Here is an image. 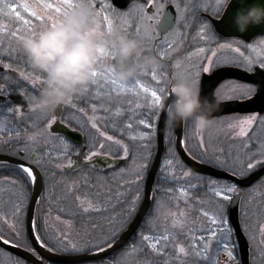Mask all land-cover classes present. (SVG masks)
<instances>
[{"label": "snow or ice", "instance_id": "obj_1", "mask_svg": "<svg viewBox=\"0 0 264 264\" xmlns=\"http://www.w3.org/2000/svg\"><path fill=\"white\" fill-rule=\"evenodd\" d=\"M95 14L102 15L104 26L107 30L114 28V22L123 27L129 34L139 36L141 26L145 21H154L160 17L161 11L167 7L166 3L157 4L156 0L146 5H136L128 14H119L112 11L110 3H101L99 11H97V3L95 0H86ZM80 0H63L66 8L62 6H54L50 3H43V9H53L50 14L31 10L28 5H20L29 17H34L38 23L33 24L32 20L26 19L8 3V0H0V14L11 16L15 15L16 19L23 25L28 26L31 33H36L49 26H56L66 15L77 7ZM222 0H214L211 5L212 10L217 14L222 9ZM174 7L179 14L178 17L167 13L163 17V23L160 22L156 29L154 39L144 42L142 45L143 58L150 57L152 53L161 54L162 59H169L167 55L173 48L176 37H182L180 29L188 28L190 25L187 21L186 13L188 4L185 3L181 8V4L176 2ZM153 9L149 14L147 9ZM135 13V15H133ZM184 23L181 24L180 21ZM132 21V22H130ZM134 23L139 26H133ZM199 25L197 36L205 42L206 46L199 47L198 52L202 54L203 59L200 61L195 71V77H199L202 73H214V77L208 81L209 91L214 92L221 99H252L255 88L250 84L237 83L227 80L221 71L227 72L231 66L244 67L246 71L253 70L247 67V57L241 51V44L237 41L234 43H218L212 35V28L209 23L197 18ZM5 28L0 27V35ZM20 28L16 27L7 34L13 39L21 43L23 35H18ZM161 33L163 35H161ZM158 40V43H153ZM208 43H215L216 48L207 47ZM218 53L236 54L231 58L226 56H218ZM5 55L12 56L10 49ZM112 62L101 64L96 73V82L86 92V94L78 97L85 106H89L91 111L95 113L98 108L96 101L101 98L108 99L115 94L121 97L123 93H133L137 97L144 95L146 105L136 101L134 107L128 109L133 113L129 118V122L125 124L128 129L133 128L131 120L135 119L136 123L143 125L144 129L151 131L141 132L139 136L130 135V141H141L139 145L129 144L122 138H116L113 135L102 131L93 117H88V121L82 122L77 120V113L87 115L85 107H77L76 103L69 105L76 108V113H72L67 118L68 124L73 126V131L78 127L83 128L84 123H88L91 129L95 130V142H88L85 151H76L70 142L71 138L65 139L60 135L62 131L54 128V125L65 123V118L55 116L51 120L45 122L47 129V137L55 145H60L56 153L55 168L58 172H53V176H59L57 181L63 185L66 194H74L77 183L82 184L86 189V195L83 197L76 193L74 200L80 209L78 214H88L91 223L84 229V237L80 240L73 238L71 231L60 230L58 233H50L48 229V221L43 218V214H51V208L43 209L40 207V201L46 200V197L37 195L32 198L31 191L37 184L38 176L42 179L47 178L48 170L44 167V161L35 153L33 146L36 143V135H27V121L22 119L24 113L22 100H17L15 104L12 100V93H3L0 88V99L4 102L0 103V115L17 121L16 126L11 129L16 137L14 142L4 141L0 143V148L6 151H0V156L11 155L17 157L16 161L9 162L0 160V166L14 163V174L12 176H0V204H6L7 213L0 212V252L7 256H16L13 264H26L30 260V264H43L42 251L47 250L60 251L70 254L73 257L81 253H88L89 256L83 259H73L65 262V264H240L238 255L235 252L237 247L235 242L231 240L233 229L229 226L227 219V210L232 203H241L242 216L248 220H252L254 230H250L247 225L244 231L249 236V242L253 245L254 255H258L264 260V179H259L254 187L244 190L238 187V182L250 176L253 172L264 169V138H258L254 127L264 128V72H258L256 76L249 77L254 83L260 85V93L252 100L253 106L248 109L249 112L259 113V115H245L242 118L231 121L227 124L228 129H239L236 134L238 137L245 138L233 145L236 149L235 153L230 152L228 157L222 159L215 152L211 157L208 156L209 146L205 143L202 134L195 129L197 137L196 148L200 150L199 159L203 163L211 164L223 171L230 172L237 178V182H227L222 185L218 181H209L208 185L217 199L208 200V203L216 205L217 211L210 212L203 207V203L196 200L191 195L192 190L199 187V177L189 180L193 177L190 170H185L183 163L178 159L177 153L171 148L168 149V155L163 160L159 169L162 182H176L183 180L184 183L179 185V197L183 199L185 208L190 210L191 204H195L196 211L205 218L207 227L188 228L186 212H173L170 209L163 211L165 200L163 197L156 199V186L149 188L147 192H142V183L147 179V173L151 166V144L152 134L155 131L151 120L152 110L162 101L163 96L169 91L168 82L173 78V74L165 71V66L159 70H150L145 72L143 76L150 77L157 87L149 88L139 78L134 79L126 84L118 83L112 73V64H115L114 56H109ZM175 69L181 68V62L176 60L173 62ZM264 68V66H261ZM177 76H182L177 74ZM184 77V76H182ZM215 77H219L216 79ZM23 79H29L34 91H39L44 87V79L41 76H24ZM198 80V79H197ZM227 90L233 95H222V91ZM19 95L28 96L24 92ZM150 97V99H149ZM124 103H133L131 100H125ZM146 106L149 111L143 114L136 112V109ZM105 112L108 109H104ZM121 104L117 101V108L114 112L115 117H120ZM138 117V118H137ZM117 121L113 120V126ZM224 124L223 119L220 120ZM35 126V124H33ZM22 133H25L22 135ZM181 142L186 144L184 134H177ZM258 139V143H256ZM47 142V141H45ZM113 148L117 151L113 152ZM143 150V151H141ZM43 151V149H41ZM73 155L77 159H73ZM63 156L65 159L61 160ZM20 161H25L21 163ZM118 161H124L123 166ZM231 161V163H229ZM35 166V167H34ZM95 169L99 172H107L109 169H115L112 173L113 177H118L121 183L113 185L111 181H100L102 187L107 191L101 193L95 191L94 185L89 184L87 177L66 180V177L72 173H79L83 168ZM180 170V175H176V170ZM164 192H173L174 188H163ZM113 189L115 191L113 192ZM4 193H7V200H4ZM104 199L100 200L99 197ZM245 196L248 199H245ZM115 199V204L111 200ZM256 201L255 210L250 214L248 207ZM144 205L141 211V205ZM31 205V207L29 206ZM107 205V206H106ZM153 205L155 207L153 208ZM179 208V203L175 205ZM39 210V215H38ZM62 211V209L58 210ZM96 214V218L92 214ZM151 217V218H149ZM171 217V219H169ZM60 220V216L55 217ZM194 219V218H193ZM133 220L136 224L131 228ZM39 221V223H38ZM68 228H71V221H67ZM139 229V235L137 230ZM128 230L125 237L124 233ZM191 233V234H190ZM198 233V234H197ZM215 244V246H214ZM11 249H17L13 253ZM25 253H30L31 257H24Z\"/></svg>", "mask_w": 264, "mask_h": 264}, {"label": "clouds", "instance_id": "obj_2", "mask_svg": "<svg viewBox=\"0 0 264 264\" xmlns=\"http://www.w3.org/2000/svg\"><path fill=\"white\" fill-rule=\"evenodd\" d=\"M231 0H222V8ZM158 0L157 4H161ZM163 12L154 21H145L139 36L129 35L124 29L102 28L99 17L86 0L80 3L56 26L29 33L21 40L27 63L34 73L42 75L44 87L39 95L28 97L29 115L38 121L51 120L63 108L86 94L96 82L101 64H112L114 79L121 84L139 78L150 70H159L167 59L161 54L143 58L142 45L154 39ZM236 30L246 34L250 28L264 25V2L238 10L234 17ZM247 67L254 70L264 66V38L249 46ZM170 56V53L167 54ZM169 91L156 106V113L166 112L167 123L178 125L192 122L201 134L212 135L218 128L214 112L219 103L201 97L197 79L176 76L168 82ZM37 135L46 136L47 129Z\"/></svg>", "mask_w": 264, "mask_h": 264}, {"label": "rangeland", "instance_id": "obj_3", "mask_svg": "<svg viewBox=\"0 0 264 264\" xmlns=\"http://www.w3.org/2000/svg\"><path fill=\"white\" fill-rule=\"evenodd\" d=\"M109 1L110 0H95V2L98 5L97 11H99V5L101 3H110ZM182 1H184L183 3H187V4L193 3V7L199 6L198 10H202V9L206 8L207 5L202 6L201 3L203 1H208V0H182ZM8 3L12 4L13 7H16V10L18 12H20V14L22 16H24L26 19L32 20L33 24L38 23V22L35 21L34 17H29L28 13L24 12L23 8L20 7V5H28L31 10L46 13V14H50V13L54 12V8L53 9H47V10L43 9V7H42L43 3H50L54 6L59 5V6H62V9L66 8V5L63 4V0H8ZM133 8L134 7L130 8L129 10H127L125 12H121L119 14H128L130 11H132ZM181 8H183L182 5H181ZM189 9H191V7H188V11L185 15H186L187 21L190 25V22H191L190 16L191 15H190ZM112 11L117 13L113 9V7H112ZM102 15H103V13L98 16L99 21H100L102 28L106 30V27L104 26V22L102 20ZM133 15H135V13ZM130 22H132V21H130ZM180 23L183 24L184 21L181 20ZM137 26H139V25L137 24ZM0 27L5 28L7 31H12L16 27H19L20 33H18V35H23V36L31 33L28 30V26L23 25L20 21H18L14 14L11 16H6L3 14H0ZM114 28L123 29L122 26H120L119 24H117L115 22H114ZM185 29H187V28H185ZM7 31H5L2 35H0V61H1V63H3L7 67V69L11 68L13 71L19 73V77L22 81H28L29 80V79H23L22 74L24 76H29V77L30 76H38L37 73H35L36 75L34 73L33 74L32 73L27 74V73H25L24 69H19L17 67H14V65L18 64L22 59L27 60V58H26V56L22 50L21 43L18 40H15L11 36H9L7 34ZM10 49L12 50L13 55L12 56L5 55V53L9 52ZM189 54L191 55V57H190L191 60L199 59V61H201L203 59L202 54L200 56V53L198 52V50H192ZM197 57H199V58H197ZM27 66H29L28 63H27ZM194 74H193V79H199V77L198 78L195 77ZM181 75H183V74H181ZM139 79L141 80V82L145 83L149 88L157 87L155 82L151 81L150 77H145L142 75L139 77ZM1 80H3L6 84H8L6 87L10 86L12 88H18L19 84H20L19 81L14 82L13 80H10L6 75ZM225 94L231 95L227 90L222 91V95H225ZM144 95L145 94L141 93V95L139 97H137L133 93H123L121 95V97H116L115 94H113V96L108 98V99L101 98V100L96 101V103L98 104V108H97V111L95 113H93L91 111L90 105L85 106L83 103H82V105H79L77 103L78 107H85L87 115L82 113L81 116H76V119L81 120L82 122H86V121H88V117L91 116L95 119V122L98 124V126L101 128L102 131H105V132H107V134L113 135L116 138H122V139H124V141L126 143L135 144L138 146L139 143H141V141H139V140H137L135 142L130 141L128 139V136H130V135L139 136L141 132L151 131V130L144 129L143 125L137 124L135 119L131 120V122L133 123L132 129L126 128L125 124L127 122H129V118L133 116V113L131 111H129L128 109L133 108L134 103L136 101L141 102L142 105H146L147 101L144 100ZM149 99H150V97H149ZM118 100L120 101V104H121L122 115L120 117H115L114 112L117 108V101ZM125 100H131V101H133V103H131V104L124 103ZM77 101H81V100H77ZM104 109H108V111L105 112ZM148 111H149V109L146 106H143L140 109H136V112L139 114H143V113H146ZM160 113H156L154 110H152V113H151L152 117H154L151 120V123L153 124V127L155 129V131L152 134L151 157L153 155L154 149H156V128H157V122H158V118H159ZM239 118H241V117H239ZM239 118L238 117L224 118L223 119L224 124L220 123V120H221L220 119V120H218V128L212 135L202 134L205 143L209 146V153H208L209 157H211L213 152H215L217 155H219L222 159L228 157V154L230 152L235 153L236 149L233 147V145L238 144L240 140L245 139V138L238 137L236 134L238 133L239 129H228L227 124L229 122L234 121V120L239 119ZM113 120L117 121L115 127L113 126ZM16 124H17V121H12L10 118L5 117L4 115H0V137H2L3 135H8V134L12 133V131H10V130L13 129L16 126ZM86 125H88V127H86ZM168 125H167V130H169V127H170ZM84 126L88 129L87 143L90 140L92 142H95V130L91 129L90 125L88 123H84ZM43 128H45V122H43V126H41V127H38L37 125L32 126L31 130L28 132L27 135H36V143L33 146V150L35 149V145L40 143L41 140H42L41 142L47 141L46 143L48 145V150L46 152H43V153H38V156L41 158L42 161H44V167L46 169L50 170V168L55 167L56 153L58 152L60 145L58 143H56L54 145L50 139L46 140L44 138V136L37 135V133ZM254 131L256 132V135L258 138H264V128L257 126V127H254ZM185 141L187 143L188 148H190L191 152L195 153V155L200 157V150L196 148L197 137L195 135V128H194V125L192 124V122H187V129L185 131ZM0 142L2 143L4 141H0ZM258 142L259 141L257 139L256 143H258ZM169 148H171L173 151H175L174 136H173V134H170L167 131V148L165 151L164 159L168 155V149ZM116 151L117 150L115 148H113V152H116ZM141 151H143V150H141ZM60 159L63 160V159H65V157L61 156ZM178 159H179V157H178ZM229 163H231V161H229ZM184 169L188 170L185 166H184ZM180 174H181L180 170L177 169L176 175L179 176ZM195 177L200 178L199 179V185L200 186L197 187L196 189L192 190L191 195L193 196L194 199L201 201L203 203V207L206 208L207 210H209L210 212L217 211L215 204L207 202L208 200L217 199L213 196V193L209 188L208 182L214 180V181H218L219 184L222 185L224 183H227L228 181L216 179V178H212V177H208V176H204V175H198L195 173H193V177H189L188 179L194 180ZM100 181H104V179H101V176L99 175V178L96 181L97 188L101 189V191H102L101 193H105L106 189L104 187H102V185L100 184ZM144 182L141 185L142 192H144ZM183 183H184L183 180H179L176 182H171V181L170 182H162L161 181V174L159 173L158 182L156 183L155 186H156V199L163 197L165 202H166L164 209H162V212L167 211L169 209L171 211L177 212V213H179L181 211L186 212V215L188 217V223L186 225L185 230H187L188 228L207 227L208 225L206 224L205 218L202 215H199L197 213V211H196L197 206L195 204H191V202H190V210H188L185 208V204H184L183 199H178V197H179L178 188H179V185L183 184ZM257 183H259V181ZM160 184H162L163 188H174L176 190H174L173 192H164L161 190V188L159 186ZM256 184L252 185L250 188L254 187ZM250 188H247V189H250ZM63 192H64V194H60L59 196L64 197V198H60V199H67V198H70L71 196H74L73 194H66L65 190H63ZM86 194H87L86 191L83 194L80 193V195L82 197ZM44 197H46V200L43 201L44 203L42 202L43 204H42L41 208L46 209V206H47L46 201H48V197L50 198L51 195L49 196V192H47V194ZM7 198H8L7 193H4V200L6 201ZM245 199H248V197L245 196ZM177 202L179 203V208H177L175 206L177 204ZM73 204H75V206L73 205L72 209H74L75 207H76V209H79L77 207V202H73ZM255 206H256V201H253L252 205H250L248 207V211L250 214L255 210ZM154 207H155V205H153V208ZM67 209H69V208H67ZM69 211H71V210L69 209ZM0 212H2V213L8 212V207L6 204H0ZM228 214H229V208L227 210V219L229 222V226L232 228L230 221H229ZM43 218L45 220L46 219L49 220V222L57 221L55 219V216L52 214H49V217H47V213H44ZM149 218H151V217H149ZM169 219H171V217ZM252 220H255V216L252 217ZM252 220H248L247 218L242 216L241 203H240V221H241L243 230H244L245 225H247L250 230H254V225H253ZM56 223H57L56 233H58L60 230L71 231L73 238L76 240L86 238V237H84V229L85 228H83L82 231L79 233L77 230L76 231L73 230L72 227L69 229L67 223L64 221L59 220ZM84 224H87V223H83L81 225H84ZM245 234H246V232H245ZM138 235H139V233H138ZM246 236H247L248 241H249L248 234H246ZM231 240L234 241L236 246H237L235 248V252L238 255L239 260H240L238 244H237V241H236V238L234 235V231H233V234L231 236ZM249 245H250L251 257L252 256L255 257L256 263L258 264V262H264V260L260 259L258 255H254L253 250H252L253 245L250 244V242H249ZM214 246H215V244H214ZM13 261H14V259L12 257L7 256L3 252H0V264H13Z\"/></svg>", "mask_w": 264, "mask_h": 264}, {"label": "water", "instance_id": "obj_4", "mask_svg": "<svg viewBox=\"0 0 264 264\" xmlns=\"http://www.w3.org/2000/svg\"><path fill=\"white\" fill-rule=\"evenodd\" d=\"M111 1L115 7L121 8V9L126 8L134 1L145 2V0H111ZM256 2L257 0H231L223 16L220 19L217 20V19L209 17L217 33L225 37H238V38H242L246 40H251L252 38L258 35H264V25L259 26V27H252L249 29V31L246 34H241L236 30L235 23H234V17L238 10L246 8ZM261 2H264V0H261ZM167 13H170L172 16L175 17V10L172 5L167 7L165 14ZM161 22L162 23L164 22L163 18ZM0 70H2L1 67H0ZM258 71L264 72L261 69H258ZM242 73L243 74L240 75V79L245 80V81H250L249 76H248L249 74L247 72H242ZM221 74L223 76L225 75L227 76L228 74L230 75L234 74V72L230 70L229 68L227 72L221 71ZM213 77H214V73L211 75H205L203 77V81L201 85V97L207 98L208 100L213 101V102H218L214 96V92L209 91L208 81L212 79ZM215 78L219 79V77H215ZM256 85L258 86V91L255 97L259 95L261 91L260 85L258 83H256ZM11 93H12V97H15V99L12 100L14 103H16L17 100H22L24 103V106L27 105V99H25L24 96L19 95L18 91H12ZM255 97L248 101H244V102H240V101L218 102L219 109L218 111L214 112L213 115L214 117H219V116L230 114L233 112H249L248 109L253 106L252 100H254ZM61 114H62V110L59 111L57 116H61ZM166 123H167L166 112H162L160 115L159 121H158V126H157V151H156L155 157L153 159V162L147 174V179L144 185V192H147L149 188L154 187L157 174L162 164L163 155L165 151ZM53 127L61 129L62 131L60 132V134H63L66 139L71 138L70 141L77 143V144L82 142L83 135L79 131H73L63 124L54 125ZM172 128L175 134L176 152L179 155L181 161L191 171L201 174V175L210 176L216 179L226 180L229 182H237V178L233 176L230 172L223 171L214 166L200 162L196 160L195 158H193L188 153V151L186 150L185 144L181 142L180 137L177 135L178 133L184 134L185 123L178 124V125H172ZM16 159H17L16 157H12L8 155L0 156V160H6L9 162H14L16 161ZM20 162L24 163L25 161H20ZM118 162L122 164L123 161H118ZM9 164L14 165V163H9ZM263 177H264V169L253 172L247 178L240 180L238 182V187L248 188L252 186L253 184H255L256 182H258L259 179ZM256 178H259V179H256ZM43 190H44V179L38 176L37 184L34 186V189L32 190V194H31L32 198H36L37 195H42ZM29 206L31 207V205ZM143 208H144V205L142 204L141 211H143ZM228 217H229L230 224L234 230V234L237 240L238 250L240 254V264H250V245H249V241L241 226L240 203L239 202L232 203L229 206ZM135 224H136V220H133L132 225H130L129 227L131 228ZM127 234H128V230H126L124 233L125 237L127 236ZM11 251L13 253H16L18 250L11 249ZM38 251H42L43 264H45V262L49 264H65V262L67 261H70L73 259H83L89 256L88 253L79 254L78 256L73 257L71 255L60 254L54 251L51 253L47 252V250L38 249ZM24 257H31V254L25 253L20 258H24ZM26 262L30 264V260Z\"/></svg>", "mask_w": 264, "mask_h": 264}, {"label": "flooded vegetation", "instance_id": "obj_5", "mask_svg": "<svg viewBox=\"0 0 264 264\" xmlns=\"http://www.w3.org/2000/svg\"><path fill=\"white\" fill-rule=\"evenodd\" d=\"M176 1L179 2L184 7L185 3H183L184 1H182V0H161V2L167 4V7L170 6V5H172L173 8H174V10H175V17H178L179 14L177 13L176 8L174 7V4L176 3ZM109 2L111 3V0ZM157 2H158V0H156V3ZM213 2H214V0L203 1L201 3V5L202 6L207 5V6H206V8H204L202 10H198V7L199 6H194L193 7V3L188 4L189 7H191V9H189L190 10V15H191L190 16V19H191L190 26L187 29H185V28L182 27V29L180 30L181 33H182V37H176L175 38V42L173 44V48L170 51V56H169L170 58L168 60H166L165 61V64H164L165 71L166 72H169V73H172L173 74V78L176 77L177 74H179V75L183 74L182 76H184V77L193 78V74L197 70V66L200 63L199 59H195V60L193 59V60H191L190 59L191 55L189 54L192 50H198L199 47L206 46L205 45V42L202 41L197 36L198 27H199V25L197 23V18L199 20H203L206 23H209L210 24V26L212 28V35L214 36L215 41H217L218 43H234V42H237L238 41L241 44V46H242L241 47V51L244 53V57H248L249 51H250L249 46L252 45L257 40V38H264V35L263 36H260L259 35V36H255L251 40H246V39H242V38H238V37H225V36H222L219 33H217V31L215 30V28L213 26V23H212V21L210 20L209 17L214 18V19H217V20L220 19L223 16V14H224V12H225L228 4L225 5L221 9V11L219 12V14H217L211 8V5H212ZM148 3H151V0H145V2H133V3H131L129 6H127L124 9L116 8V7H113V6L112 7H113V9L117 13H121V12H125V11L129 10L132 7H135L136 5H146ZM111 5H112V3H111ZM167 7L164 9L162 18L164 16L165 12H166ZM147 11H148L149 14H152L153 9L148 8ZM134 26H137V24L134 23ZM161 35H163V34H161ZM158 42H159L158 40H154L153 41L154 44L155 43H158ZM207 47H211V48L215 49L216 48V44L215 43H208L207 44ZM153 55H156V54L155 53L150 54V56H153ZM221 55L226 56L228 58H231V55H236V54L218 53V56H221ZM200 56H201V54H200ZM199 57H197V58H199ZM176 60H179L181 62V68L178 69V70L173 67V62L176 61ZM0 66L2 68V70H0V88L3 89V93H8V92H12V91H18L19 93L20 92H24L25 95L28 96V97L34 96V95H39L40 94V91L42 90V88H40L39 91H34L33 88H32V84H31V81L30 80H28V81H22L20 79V77H19V73L13 71L11 68H8L7 69V67L3 63H1V61H0ZM14 67H17L19 69H24L25 70V73H27V74H29V73H32L33 74L34 73L31 70L30 66H27V60L26 59L25 60L22 59L18 64H15ZM258 69H261L262 71H264V68H261L260 66H256L255 69L253 71H251V72L246 71L244 67L231 66L230 67V70H232L235 75L234 74H231V75L228 74L227 76L225 75L224 77L227 80H230V81H234V82H237V83H243V84H250V85H252L255 88V92H254L253 97H252V98H254L255 95L257 94L258 86L251 79H250V81H245V80L240 79V75L243 74L242 72H247L249 74L248 75L249 77H253V76H256L258 74V72H259ZM211 74H213V73H202L199 76V79L198 80L200 82V87L202 85L203 77L205 75H211ZM5 75L10 80H13L14 82L15 81H19L20 82L19 87L18 88H12L10 86L9 87H6L8 84H6L3 80H1ZM38 76H41L43 78L42 75H39L38 74ZM3 93H0V95H3ZM229 93L231 95H233L231 92H229ZM214 96H215V98H216V100L218 102H223V101H240V102H244V101L250 100V99H236V98H233V99H221L220 97H217L215 95V93H214ZM77 100H80V99H76L74 101V103H76V104L78 103V104H81L82 105V102L81 101H77ZM3 102L4 101L2 99H0V103H3ZM12 103L15 104L13 101H12ZM67 108H68V106L62 109V114L61 115L65 118V123H63V125L67 126L71 130H73V127L68 124L67 116L65 114V110ZM22 111L24 113V116L22 117V119H24V120L27 121L26 134H28V132L31 130V127L33 126V124H35V126L37 125L38 127L43 126V122L42 121L35 120V119H33L29 115L28 99H27V105L22 107ZM251 114L259 115V113H252V112H233V113L226 114V115H222V116L215 117V118L218 121L220 119H224V118H228V117H238V118L241 117L242 118L245 115H251ZM186 129H187V122H185V131H186ZM76 131L81 132V134L83 135L82 142L79 143V144L74 143L72 141H70V142L72 143V145H73V147H74V149L76 151L83 152V151L86 150L87 145H88V143H87L88 134H86L85 132L80 131L79 129H76ZM24 134L25 133H22V135H24ZM60 135L64 136L63 134H60ZM12 136H14V133L13 132L10 133V134H8V135H3L2 137H0V141H9V138L12 137ZM44 138L46 140L49 139L47 137V135L44 136ZM41 141H40V143H38V144L35 145L34 151H35V153L37 155H38V153H43V152H46L48 150L47 143L45 141H43V142H41ZM186 147H187L188 152L196 160L202 162L199 159V156H197V155H195V153L191 152L190 148H188V146H187V143H186ZM41 149H43V151H41ZM0 151H5V149L0 148ZM154 154H155V151L153 152V155L151 157V160L152 161H153V158H154ZM8 156H11V155H8ZM12 157H15V156H12ZM73 159H77V157H75V155H73ZM6 166L15 167V165H12V164H5L3 166H0V168L6 167ZM159 173H158V176H159ZM158 176L156 178L155 185L158 182ZM101 179H104V176L102 177V175H101ZM44 182H45V179H44ZM44 190H45V184H44ZM57 196H55V197H57ZM59 198H63V197L59 196ZM103 199H104V197L102 196V199L101 200H103ZM112 200H111V203L112 204H115V199H112ZM42 201L43 200L40 201V207H42ZM61 205L62 206H65L66 208H69L70 209V208H72L73 203L66 202L64 205L63 204H61ZM39 214L40 213H39V210H38V215ZM47 217H49V214H47ZM48 229H49V231L56 232L57 231V226H54V227L48 226ZM138 233H139V230L137 231V235H138ZM26 264H28V263L26 262ZM45 264H49V263L45 262Z\"/></svg>", "mask_w": 264, "mask_h": 264}, {"label": "trees", "instance_id": "obj_6", "mask_svg": "<svg viewBox=\"0 0 264 264\" xmlns=\"http://www.w3.org/2000/svg\"><path fill=\"white\" fill-rule=\"evenodd\" d=\"M79 105H81V104H79ZM66 110H65V114H66L67 118L72 113H76V108H71L68 106V108ZM81 114L82 113H77V116H81ZM70 126H72V125H70ZM86 127H88V125H86ZM86 127L85 126H83V128L78 127L77 129L88 134V129ZM168 133L173 134L171 127H169ZM12 137L9 138V142H10L9 146H11V142H14L16 139L15 135ZM5 151H6V149H5ZM154 151H155V149H154ZM121 166H123V165H121ZM13 169H14V167H10V166L0 168V176H12L14 174ZM47 170H48V172H47V178L45 179V191H44L43 196H45L47 194V192H49V196L51 195V197L50 198L48 197V201H46V203H47L46 209L51 208V214L54 215L55 217L57 215H59L61 218L60 219L61 221H64L67 223V221L70 220L71 225H72V229L75 231L77 230L80 233L82 231V229L85 228V226L87 227L91 223V220L89 219L88 214H82L81 215V214H78V213H80V209H76V207H75L74 209L70 208L71 211H69L65 206L61 205V204L64 205V203H66V202L73 203L76 201L74 200V196H71L70 198H67V199H60L59 198V195L64 194L63 190H65L63 185H61L60 183L57 182L59 180V176H53V172H58L59 170H57L55 167H52V168H50V170L49 169H47ZM114 171H116V170L115 169H109L107 172H99L95 169H89V168L85 167L79 173H72V174L68 175L66 177V180L72 181L74 179L87 177L89 184L95 186L94 190L102 192L101 189L97 188V183H96L97 179L99 178V175L100 176L102 175V177L104 176L105 182L111 181L113 185L121 183V181L119 180L118 177H113L112 173ZM244 190H246V189H244ZM85 191H86V189L82 184H80V183L76 184L74 194H76V193L83 194ZM106 191L107 190H105V192ZM114 191H115V189H113V192ZM55 196H57V197H55ZM99 199L101 200L102 196H100ZM73 205L75 206V204H73ZM60 209H62V211H58ZM92 216L94 218H96L95 213H93ZM47 221H48L47 226L54 227V226H57L56 222L59 220L53 221V222H49V220H47ZM38 223H39V221H38ZM83 223H87V224L81 225ZM49 232L50 233H56L54 231H49ZM55 252L67 254V253L60 252V251H55ZM12 258L15 260L17 257L12 256ZM251 259H252L251 264H257L254 256H252ZM258 264H264V262H258Z\"/></svg>", "mask_w": 264, "mask_h": 264}, {"label": "bare ground", "instance_id": "obj_7", "mask_svg": "<svg viewBox=\"0 0 264 264\" xmlns=\"http://www.w3.org/2000/svg\"><path fill=\"white\" fill-rule=\"evenodd\" d=\"M173 136H175V134L173 133Z\"/></svg>", "mask_w": 264, "mask_h": 264}]
</instances>
